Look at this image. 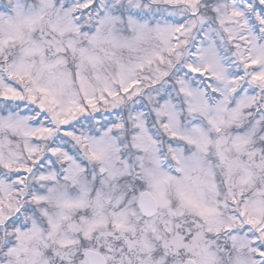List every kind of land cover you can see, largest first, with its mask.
<instances>
[{
    "label": "snow or ice",
    "instance_id": "snow-or-ice-1",
    "mask_svg": "<svg viewBox=\"0 0 264 264\" xmlns=\"http://www.w3.org/2000/svg\"><path fill=\"white\" fill-rule=\"evenodd\" d=\"M0 264H264V0H0Z\"/></svg>",
    "mask_w": 264,
    "mask_h": 264
}]
</instances>
